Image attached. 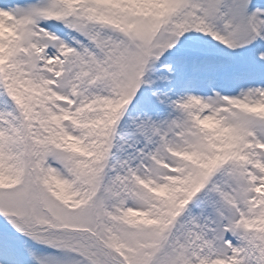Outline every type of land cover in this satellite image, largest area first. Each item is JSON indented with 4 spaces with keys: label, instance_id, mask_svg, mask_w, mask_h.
Here are the masks:
<instances>
[{
    "label": "snow or ice",
    "instance_id": "6c2138e0",
    "mask_svg": "<svg viewBox=\"0 0 264 264\" xmlns=\"http://www.w3.org/2000/svg\"><path fill=\"white\" fill-rule=\"evenodd\" d=\"M0 264H264V0H0Z\"/></svg>",
    "mask_w": 264,
    "mask_h": 264
}]
</instances>
